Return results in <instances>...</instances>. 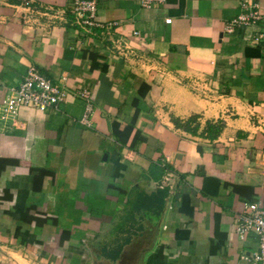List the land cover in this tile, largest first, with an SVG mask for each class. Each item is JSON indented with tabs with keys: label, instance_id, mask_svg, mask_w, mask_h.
Returning <instances> with one entry per match:
<instances>
[{
	"label": "crops",
	"instance_id": "obj_1",
	"mask_svg": "<svg viewBox=\"0 0 264 264\" xmlns=\"http://www.w3.org/2000/svg\"><path fill=\"white\" fill-rule=\"evenodd\" d=\"M74 1L0 0V82L35 65L94 97L89 126L73 95L0 117V264H257L235 224L264 208V0H98L110 34ZM243 2L262 19L228 33Z\"/></svg>",
	"mask_w": 264,
	"mask_h": 264
},
{
	"label": "built area",
	"instance_id": "obj_2",
	"mask_svg": "<svg viewBox=\"0 0 264 264\" xmlns=\"http://www.w3.org/2000/svg\"><path fill=\"white\" fill-rule=\"evenodd\" d=\"M20 5L36 10L32 0H14ZM140 7L153 9L164 5L167 0H137ZM32 5V6H31ZM241 14L226 24V31L233 33L237 27L255 25L262 19V12L257 2H243ZM53 10L52 8H49ZM74 23L85 31L91 32L93 28L106 29L108 33L116 26L117 22H100L97 18L98 0H75L72 6ZM138 35L139 32H135ZM256 41H264V32L255 37ZM66 79L53 81L44 75L35 65H30L26 75L16 84L8 85L0 82V92L4 98L0 103V117L2 119L15 118L20 108L34 107L41 111L59 110L60 104L73 95L85 101V111L81 118L84 125H91V115L94 111V97L88 87L77 86L70 88ZM169 172L165 178L166 186L173 183L176 178ZM236 232L240 237H245L250 231L259 236V250L253 260L257 264H264V208L260 201L247 202L243 210L237 215Z\"/></svg>",
	"mask_w": 264,
	"mask_h": 264
},
{
	"label": "trees",
	"instance_id": "obj_3",
	"mask_svg": "<svg viewBox=\"0 0 264 264\" xmlns=\"http://www.w3.org/2000/svg\"><path fill=\"white\" fill-rule=\"evenodd\" d=\"M197 118H198L197 115H193L190 118H188V120H186L184 123H181L180 121L176 120V124L178 127H183L184 129H186L192 133H196L197 131L194 130L190 126V124L195 122V121L197 122ZM223 125H224V122L222 120H219L216 122H208V127H207L208 133H207V135H209L211 138H216L219 135V133L221 132ZM43 171H42V173H43ZM44 172H46V171H44Z\"/></svg>",
	"mask_w": 264,
	"mask_h": 264
},
{
	"label": "water",
	"instance_id": "obj_4",
	"mask_svg": "<svg viewBox=\"0 0 264 264\" xmlns=\"http://www.w3.org/2000/svg\"><path fill=\"white\" fill-rule=\"evenodd\" d=\"M139 264H143V259H142V257L140 258Z\"/></svg>",
	"mask_w": 264,
	"mask_h": 264
}]
</instances>
